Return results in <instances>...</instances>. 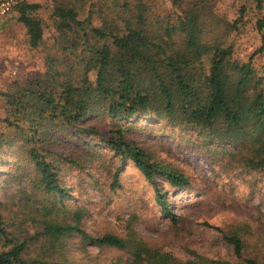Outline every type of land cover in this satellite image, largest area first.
Listing matches in <instances>:
<instances>
[{
  "label": "trees",
  "instance_id": "trees-1",
  "mask_svg": "<svg viewBox=\"0 0 264 264\" xmlns=\"http://www.w3.org/2000/svg\"><path fill=\"white\" fill-rule=\"evenodd\" d=\"M169 1L168 10L156 0H52V52L44 55V72L14 79L0 91V165L19 156L30 167L16 172L20 166L13 162L23 202L0 199V264H71L73 237L122 250L129 264H176L137 238L131 226L125 236L88 233L80 225L81 209L66 204L72 197L60 181V158L67 154L53 148L95 132L97 117L115 122L102 139L121 161L135 163L172 221L157 178L174 191L187 187L188 178L156 161L118 121L143 116L193 130L205 153L225 157L230 169L264 172V67L253 62L264 54V15L254 23L260 46L240 61L233 42L243 6L230 21L216 11V0ZM251 2L259 12L264 6V0ZM39 8L26 0L12 6L31 48L46 42ZM213 227L237 258L218 264H264V257L245 254L241 228Z\"/></svg>",
  "mask_w": 264,
  "mask_h": 264
},
{
  "label": "rangeland",
  "instance_id": "rangeland-1",
  "mask_svg": "<svg viewBox=\"0 0 264 264\" xmlns=\"http://www.w3.org/2000/svg\"><path fill=\"white\" fill-rule=\"evenodd\" d=\"M41 5L37 14L45 21V44L31 48L24 26L11 10L0 16V91L10 88L14 79L44 72V55L52 52L50 43V11L52 0H26ZM109 1V0H106ZM158 6L171 8L169 0H156ZM244 7L243 25L234 39V56L247 60L261 44L254 23L264 15L251 0H216V11L232 21ZM254 64L264 67V54L253 57ZM4 97L0 95V118ZM95 132L80 139H67L53 149L67 154L60 158V181L67 186L66 204L83 212L81 227L92 235L114 233L125 236L131 226L137 238L151 247L170 254L176 264H218V260L237 261L231 247L217 229L241 228L247 241V256L264 257V172L225 166L226 158L205 153L200 137L166 121L134 117L118 123L128 138L149 150L156 161L180 170L189 181L185 188L173 189L163 178H157L163 196L175 221L163 215L155 200L152 185L145 180L131 160L121 161L118 154L102 138L115 125L109 116L98 118ZM1 129V126H0ZM12 161L0 165V199L23 202L14 161L29 169L28 161ZM22 167V168H21ZM11 172L13 175H8ZM117 177L118 184H114ZM23 178V177H21ZM25 178V177H24ZM24 185H26L24 183ZM27 199V198H26ZM212 225L206 226L204 222ZM68 261L71 264H129L126 252L114 247L83 243L79 237L69 239Z\"/></svg>",
  "mask_w": 264,
  "mask_h": 264
},
{
  "label": "built area",
  "instance_id": "built-area-1",
  "mask_svg": "<svg viewBox=\"0 0 264 264\" xmlns=\"http://www.w3.org/2000/svg\"><path fill=\"white\" fill-rule=\"evenodd\" d=\"M18 1L21 0H0V16L7 14Z\"/></svg>",
  "mask_w": 264,
  "mask_h": 264
}]
</instances>
